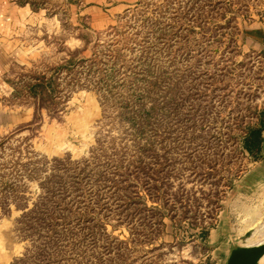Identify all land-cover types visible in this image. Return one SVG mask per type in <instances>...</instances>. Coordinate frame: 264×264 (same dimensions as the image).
Wrapping results in <instances>:
<instances>
[{"label":"rangeland","instance_id":"1","mask_svg":"<svg viewBox=\"0 0 264 264\" xmlns=\"http://www.w3.org/2000/svg\"><path fill=\"white\" fill-rule=\"evenodd\" d=\"M127 1L16 0L0 30L8 264H226L264 228V0ZM46 189L54 230L23 219Z\"/></svg>","mask_w":264,"mask_h":264},{"label":"crops","instance_id":"2","mask_svg":"<svg viewBox=\"0 0 264 264\" xmlns=\"http://www.w3.org/2000/svg\"><path fill=\"white\" fill-rule=\"evenodd\" d=\"M132 1L131 3H135L137 0H128ZM127 1V2H128ZM123 3L119 4V7H122ZM130 3H125L124 5H128ZM30 14V9L22 8L16 5V0H0V30H8V28H13L21 24L22 18L27 17ZM18 16H21V19L16 18ZM251 37L254 38H264V23L257 27H252L250 29ZM250 39L248 43H246V46L252 47L254 49L262 50L264 51V43H252V40ZM8 46V59H15L14 61H17L21 63L22 61V43H7ZM17 59V60H16ZM3 235V234H2ZM4 243V242H3ZM0 241V264H8V251H7V245L3 244ZM6 245V246H5Z\"/></svg>","mask_w":264,"mask_h":264},{"label":"trees","instance_id":"3","mask_svg":"<svg viewBox=\"0 0 264 264\" xmlns=\"http://www.w3.org/2000/svg\"><path fill=\"white\" fill-rule=\"evenodd\" d=\"M263 126V121H261V128ZM254 129L250 128L247 132L246 136L243 138V147L244 149L252 156H258L261 153L262 145H263V137H262V129ZM57 176H52L50 181H55L57 179ZM54 192L51 189H46V197H45V203L43 202L41 205H36L32 210H30L25 218H30L34 216L32 223H38V225H42V227H51L52 230L57 226L55 223L56 220H54V212H56L59 207L48 204L49 202V196H51ZM48 195V196H47ZM51 220V222H48V220ZM30 222V221H29ZM21 223V222H20ZM30 225V224H29ZM32 225V224H31Z\"/></svg>","mask_w":264,"mask_h":264},{"label":"water","instance_id":"4","mask_svg":"<svg viewBox=\"0 0 264 264\" xmlns=\"http://www.w3.org/2000/svg\"><path fill=\"white\" fill-rule=\"evenodd\" d=\"M255 231L251 230L241 238L243 245L232 249L226 264H260L264 258V243L247 246V241L252 238Z\"/></svg>","mask_w":264,"mask_h":264},{"label":"bare ground","instance_id":"5","mask_svg":"<svg viewBox=\"0 0 264 264\" xmlns=\"http://www.w3.org/2000/svg\"><path fill=\"white\" fill-rule=\"evenodd\" d=\"M264 243V228L263 229H258L254 235L252 236L251 239L247 241V246H253L254 244H262ZM264 261V258L261 260L260 264H262Z\"/></svg>","mask_w":264,"mask_h":264}]
</instances>
